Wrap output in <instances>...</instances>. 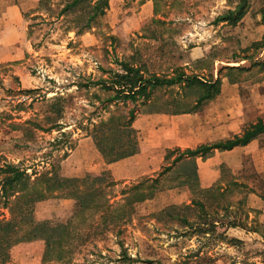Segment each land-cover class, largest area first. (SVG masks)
I'll use <instances>...</instances> for the list:
<instances>
[{
	"label": "rangeland",
	"instance_id": "obj_1",
	"mask_svg": "<svg viewBox=\"0 0 264 264\" xmlns=\"http://www.w3.org/2000/svg\"><path fill=\"white\" fill-rule=\"evenodd\" d=\"M59 2L49 5L54 13L42 6V0L22 3L19 23L7 31L0 25V167L14 165L32 182L55 175L78 179L87 202L82 207L72 189L53 190L35 204L30 218L25 210L12 214L14 203L6 205L0 197V222L15 217L18 231L0 264H264L262 211L249 201L254 193L264 196V175L257 177L249 160L237 173L226 165L203 166L202 161L199 167L196 161L197 182L185 175L191 165L174 162L184 150L169 147L161 170L152 176L121 181L108 170L76 173L82 165L91 168L90 146L108 165L129 158L110 163L117 151L102 154L94 135L103 122L127 119L132 110L136 119L153 114L143 98L109 101L117 93L106 86L124 72L125 64L141 68L145 76L172 79L183 72L221 80L213 100L196 112L178 115L199 114L204 122H218L226 114L224 99H238L239 83L246 120L241 131L264 117L256 98L257 88L264 84V67L238 71L239 66L250 68L264 61V47H254L264 36V0H247V13L236 24L227 17L237 12L242 0H109L105 16L82 33L67 22L72 17H57ZM245 57L248 60L242 61ZM226 84L237 87L236 92L222 94ZM183 93L179 84L164 86L154 90L152 99H195L193 94L185 100ZM236 106L232 109L238 111V101ZM58 107L59 117L53 112ZM132 128L140 151L144 135L134 123ZM116 133L104 132L105 142ZM81 145L88 151L85 155L78 152ZM94 177L103 181L95 185ZM234 182L247 189L239 192ZM34 185L45 192V180ZM89 185H100L104 197L89 195L95 192ZM206 189L213 190L205 197ZM194 200L205 202L204 212L215 228L201 226L206 220L197 205L184 210ZM183 218L189 223H182ZM29 219L34 225L48 222L51 228H66L61 234L64 242L49 251L44 239L28 234ZM232 222L241 225L230 227Z\"/></svg>",
	"mask_w": 264,
	"mask_h": 264
},
{
	"label": "trees",
	"instance_id": "obj_2",
	"mask_svg": "<svg viewBox=\"0 0 264 264\" xmlns=\"http://www.w3.org/2000/svg\"><path fill=\"white\" fill-rule=\"evenodd\" d=\"M51 2L52 0H42V6L48 9L51 13H54L55 9L50 8L49 6ZM57 6L61 7V9L57 12V17H72L70 19H67V22H70L71 28L73 27L74 29H78V32L82 33L85 30L92 28L93 25L98 21V19L105 16L110 3L109 0H60ZM246 8L247 0H242V3L237 8V12H230L227 19L231 22V24L240 22L247 13ZM254 47L257 49L264 47V36L261 41L255 43ZM241 60L246 61L248 60V58L245 57ZM257 65L264 67V61L261 63H255L250 68L239 66L238 71L246 72L249 71V69H251L252 67H256ZM123 70V73L115 74V82H112L110 86H106L107 90L115 91L117 93L116 96L114 98H111L109 101H118L120 99H123L125 101L130 100L135 102L140 98H143L145 103H149L148 107H150V109L148 113H167L178 115L183 113L196 112L200 109L202 104L207 101L213 100L220 93V79H210L207 81L196 76H189L183 72L179 73L172 79L160 78L156 75L145 76L142 73L141 68L134 67L129 64H125ZM175 84H179L180 87L184 90L182 96L185 100L186 98L190 99L193 94H195V99L192 102L191 100L180 101L178 98H169L167 100H164L163 102H160L157 99H152L154 90H159L164 86L169 88ZM53 112L59 117L61 115L60 107L55 108ZM135 119L136 116L132 110L130 112V117L127 119H125L124 116H122L121 118L111 117L107 122H103L101 126H99V134L94 135V139L96 141L97 147L100 149L102 154L110 155L113 150L117 151V155L115 157L110 159L108 158V161L110 163L116 162L126 157H131L139 151L138 143L135 140L136 130L132 128ZM112 129H115V132L117 133L114 135V137H108L107 142H105L104 132H107L108 130L111 131ZM261 135H264V117H260L256 121L247 123L240 133L230 138L223 139L212 144H202L195 149H186L175 159L174 162H182L191 165V168L189 170H185V175H187V178L189 180L191 178H194V180L197 181L198 175L196 168V158L202 157L203 159H206L211 157L212 154L217 150L228 151L238 146L248 145L250 142ZM118 147H120V150H118ZM41 179L45 180L47 184L45 188L46 190L44 189L45 192L38 190L34 185L37 184V182ZM94 179L96 181L95 185L99 181H103V179L99 180L98 177H94ZM76 182H79L78 179L61 178L56 175L52 177H45L44 179L42 176L40 177V179L32 182L30 181V177L24 171H21L14 165L7 164L4 167H0V185L2 186L0 197L5 198L4 201L6 205L8 203H14L12 207V214L15 211H18V213H20L25 210V213L30 218L35 204L41 200H44V198L46 197V193H51L53 190L63 191L66 189H72V191H74L73 197L76 198V200L80 201L83 207L85 202H87V198L85 196V192L79 190ZM234 184L236 188H238L239 192H243L244 189H247L245 184L239 182H234ZM74 185L76 186V189L74 188ZM99 186L89 185L88 187L91 188V190H93L94 188L95 192L90 191L88 192V194H96L100 197H104L102 188H99ZM211 190L213 189H206L203 191L205 197L211 192ZM17 193H19V195L16 196L14 202H12L13 200H11V198L14 197ZM79 193L81 194V196H79ZM224 193L225 191H223L222 194ZM261 198L264 200V196H261ZM244 203V199L238 201V204L241 208H243ZM195 205H197L201 209V213L203 211V214H200L199 216L206 220L201 224V226H211L212 228H215L216 223L214 224V222H208L206 213L204 212L206 205L203 200L192 201V205L186 206L184 210H191L192 206ZM224 208H227V206L224 205ZM29 209H31V211ZM177 216L181 215L178 214ZM16 220L17 218L14 217L12 221L0 222L1 262H3L5 258H7V250L10 244L14 243V241H11V237H14V239L15 237H18L16 236L18 235ZM27 221L30 225L28 234H30L32 238L44 239L49 251L53 250V244H60L61 242H64L61 234H63L64 232L63 229L66 228H51L50 223L48 222L37 223L34 225L32 219H29ZM182 223L188 224L189 222L187 218H183ZM240 225L241 224L239 223L237 224L236 222H232L230 224V227H239ZM262 238L264 239L263 235Z\"/></svg>",
	"mask_w": 264,
	"mask_h": 264
},
{
	"label": "crops",
	"instance_id": "obj_3",
	"mask_svg": "<svg viewBox=\"0 0 264 264\" xmlns=\"http://www.w3.org/2000/svg\"><path fill=\"white\" fill-rule=\"evenodd\" d=\"M33 2L34 0H0V25L8 28L18 24L21 19L22 3ZM3 35V33H0ZM5 36V35H4ZM3 39L0 40L2 42ZM7 44H3L2 49H6ZM1 49V48H0ZM242 84L238 83V99L234 100L226 98L223 105L226 107V114L218 122L202 121L199 114L188 115H172V114H147L137 118L134 127L141 132L143 141L141 150L138 154L123 159L111 165L106 164L101 156L90 146V154L93 155L90 163L91 168L84 165L76 172L78 175L92 172L110 171L114 179L121 181L137 180L145 176H152L162 168L164 161V151L169 147H178L185 150L195 148L205 143H209L218 139H227L241 131V125L246 122L245 102L241 94ZM236 88H229L228 84L222 88V94L226 91ZM255 91V90H254ZM257 101L260 103V113H264V84H260L257 88ZM234 101V103H233ZM238 111L232 109L237 107ZM238 112V115H237ZM197 119H199L197 121ZM201 120V121H200ZM197 121V122H196ZM264 135L259 136L248 145L238 146L228 151H215L208 159L196 158L197 164L202 161L203 166L211 167L212 165H226L233 170L234 173L242 172L244 164L252 167L257 177L264 175ZM91 145L90 141L84 142ZM80 146V154L84 155L88 152ZM86 156V158L88 157ZM89 162V161H88ZM206 162V163H205ZM264 179V178H262ZM259 178V180H262ZM250 206L262 211L261 222H264V200L255 193L249 197Z\"/></svg>",
	"mask_w": 264,
	"mask_h": 264
}]
</instances>
